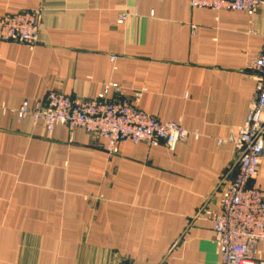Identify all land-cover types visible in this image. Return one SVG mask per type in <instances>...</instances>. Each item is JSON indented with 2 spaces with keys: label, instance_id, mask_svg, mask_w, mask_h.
I'll use <instances>...</instances> for the list:
<instances>
[{
  "label": "crops",
  "instance_id": "0c3cea01",
  "mask_svg": "<svg viewBox=\"0 0 264 264\" xmlns=\"http://www.w3.org/2000/svg\"><path fill=\"white\" fill-rule=\"evenodd\" d=\"M38 10L33 47L0 44V264H218L201 216L231 179L232 143L254 94L264 32L252 14L189 0H0V17ZM121 14L126 20L117 24ZM189 136L173 149L17 122L49 91L87 99L108 86ZM264 136V130H263ZM251 184L264 191V155ZM264 264V243L257 245Z\"/></svg>",
  "mask_w": 264,
  "mask_h": 264
},
{
  "label": "built area",
  "instance_id": "2783aa9c",
  "mask_svg": "<svg viewBox=\"0 0 264 264\" xmlns=\"http://www.w3.org/2000/svg\"><path fill=\"white\" fill-rule=\"evenodd\" d=\"M192 9L231 11L252 14L264 8V0H189ZM121 14L117 24L126 20ZM40 12L23 11L0 17V44L15 43L33 47L38 42ZM254 94L249 102L243 125L234 138L219 145L232 143L236 160L231 179L220 184L216 210H206L201 216L215 235L218 264H261L257 245L264 243V191L251 182L264 155V32L260 51L251 64ZM106 87L94 98L74 99L49 91L44 100L33 105L21 104L15 111L17 122L29 120L42 124L51 137L57 127L84 131L105 142L104 150L116 155L123 144H163L173 149L189 133L175 122L159 123L155 117L138 110L126 100H109Z\"/></svg>",
  "mask_w": 264,
  "mask_h": 264
},
{
  "label": "rangeland",
  "instance_id": "374dc122",
  "mask_svg": "<svg viewBox=\"0 0 264 264\" xmlns=\"http://www.w3.org/2000/svg\"><path fill=\"white\" fill-rule=\"evenodd\" d=\"M26 121V120H25ZM27 121H29V120H27ZM30 122V121H29ZM31 123V122H30ZM32 124V123H31ZM34 125V124H33Z\"/></svg>",
  "mask_w": 264,
  "mask_h": 264
}]
</instances>
